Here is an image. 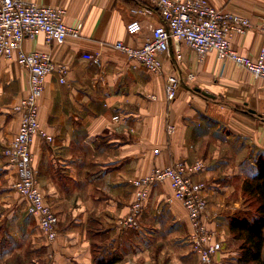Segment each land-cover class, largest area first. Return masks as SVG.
I'll return each instance as SVG.
<instances>
[{"label": "crops", "instance_id": "obj_1", "mask_svg": "<svg viewBox=\"0 0 264 264\" xmlns=\"http://www.w3.org/2000/svg\"><path fill=\"white\" fill-rule=\"evenodd\" d=\"M25 1L62 8L65 23L79 28L80 35L59 44L40 32L23 43L26 51L50 53L68 70L64 83L57 70L46 77L39 100L40 127L52 142L37 135L31 145L40 189L59 218L51 245L29 230L36 218L12 190L17 167L4 155L20 125L13 108L28 94L29 71L16 60L0 59V263L10 264L17 251L4 243L9 237L3 228L11 224L15 207L11 234L18 241L22 235L35 245L44 243L39 248L54 250L57 264H98L97 258L115 251L122 256L115 264H195L187 211L181 201H168L169 181L151 188L139 227L123 224L134 199L133 181L184 160L205 165L193 179L207 184L206 222L222 243L214 261L240 264L229 221L252 216L242 187L264 154V78L216 52L200 56L184 42H172L170 53L160 54L162 71L140 66L115 43L138 47L152 36L162 22L157 8L144 15L132 11L149 0ZM207 1L251 19L253 27L231 40L239 54L257 58L264 47V34L256 27L264 17V0ZM133 20L141 29L131 34ZM170 75L181 83L174 100L165 90ZM13 192L22 207L11 201Z\"/></svg>", "mask_w": 264, "mask_h": 264}, {"label": "built area", "instance_id": "obj_2", "mask_svg": "<svg viewBox=\"0 0 264 264\" xmlns=\"http://www.w3.org/2000/svg\"><path fill=\"white\" fill-rule=\"evenodd\" d=\"M149 5L133 9L135 14H146L157 8L162 22L155 27L152 36L142 46H130L117 41L115 48L124 52L130 59L152 72L162 71L160 54L170 53L171 43L184 42L200 56L216 52L221 59H228L243 66L256 77L264 78V47L257 58L239 54L232 46L234 33H245L253 22L249 17L225 12L209 4L207 0H149ZM64 10L50 5H40L25 0H0V59L16 60L29 71L28 94L14 106L19 113L20 125L15 137L4 148V155L17 167L16 191L24 198L27 211L37 219L40 229L50 242L58 237L59 218L45 201L37 171L33 167L31 145L37 135L52 142V137L41 130L38 119L39 100L44 94L46 77L57 70L60 81L66 82L68 72L65 66L57 65L50 53L26 51L23 43L43 32L48 41L59 44L69 36L78 37L79 28L69 26L64 21ZM264 34V17L256 25ZM141 29L139 20L128 24L131 34ZM177 50L179 49L176 47ZM85 57L95 63L99 60L92 54ZM177 75L166 79L165 90L169 100L177 97L180 88ZM168 132L175 126H167ZM202 161L192 164L178 160L164 168H155L150 174L133 181L134 199L123 219L130 228L139 227L151 188L169 181L173 199L181 201L187 211L191 226L190 241L198 255L195 264H217L214 256L222 248L214 230L206 222L208 200L205 195L206 182L194 180L193 175L201 172ZM53 264V263H52Z\"/></svg>", "mask_w": 264, "mask_h": 264}, {"label": "trees", "instance_id": "obj_3", "mask_svg": "<svg viewBox=\"0 0 264 264\" xmlns=\"http://www.w3.org/2000/svg\"><path fill=\"white\" fill-rule=\"evenodd\" d=\"M255 172L243 183V197L252 216L250 218L232 217L229 229L239 243L240 264H264V154L255 159ZM98 264H115L121 260L117 251L101 255Z\"/></svg>", "mask_w": 264, "mask_h": 264}, {"label": "rangeland", "instance_id": "obj_4", "mask_svg": "<svg viewBox=\"0 0 264 264\" xmlns=\"http://www.w3.org/2000/svg\"><path fill=\"white\" fill-rule=\"evenodd\" d=\"M17 179V177H16ZM15 179V181H16ZM15 183V182H14ZM14 186V184H13ZM13 191H15L16 189L13 188L12 189ZM17 192V191H16ZM16 192H13L14 194L11 195V201H16V205H21L20 207L23 206V201H22V198L17 196ZM146 206V205H145ZM1 208V207H0ZM145 209V208H144ZM15 210V207L11 209V214H12V220H11V224L9 226L6 225V223L4 224L3 223V228H4V233L5 235L4 236H7L6 238H8V240H5L4 239V243H7V241H9V245L10 246H13V247H16V253L14 255L11 256V261H10V264H57L56 263V260H55V252L54 250H51L49 251L48 250V246L46 247H42V248H39V246H41V244H44V243H41L40 245L39 244H34L33 243V239H24V237H21L20 236V241H18V237L15 236V232L13 234H11L13 232V230L16 229V224L14 223V215L16 213ZM30 216V215H29ZM34 217V216H33ZM36 219H30V223H28L30 225L29 230L31 231V233L35 236V238L37 239L38 236H40L39 234H41L44 238L42 241L44 242H47L49 243L50 245L53 243V242H50L48 240V238L43 234L42 230L39 229L40 227H35L36 226V223L37 225L39 226L38 222L35 221ZM140 223V221H139ZM15 228V229H14ZM2 230V227H1V222H0V231ZM23 228L20 230L22 232ZM21 234V233H20ZM31 235V238L32 236ZM3 238L0 237V246L3 244ZM37 246V247H36ZM39 249V250H37ZM40 251H42V255L40 254ZM2 264V263H0Z\"/></svg>", "mask_w": 264, "mask_h": 264}, {"label": "water", "instance_id": "obj_5", "mask_svg": "<svg viewBox=\"0 0 264 264\" xmlns=\"http://www.w3.org/2000/svg\"><path fill=\"white\" fill-rule=\"evenodd\" d=\"M204 94H207L206 92H203Z\"/></svg>", "mask_w": 264, "mask_h": 264}]
</instances>
